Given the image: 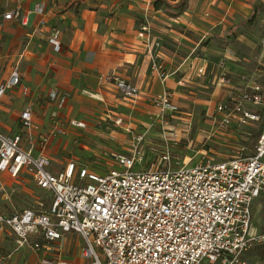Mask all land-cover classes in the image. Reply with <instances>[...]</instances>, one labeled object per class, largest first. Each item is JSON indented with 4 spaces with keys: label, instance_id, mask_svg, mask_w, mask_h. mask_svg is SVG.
I'll return each mask as SVG.
<instances>
[{
    "label": "built area",
    "instance_id": "built-area-1",
    "mask_svg": "<svg viewBox=\"0 0 264 264\" xmlns=\"http://www.w3.org/2000/svg\"><path fill=\"white\" fill-rule=\"evenodd\" d=\"M16 1L7 0L9 4ZM2 18L22 19L21 8L12 7ZM261 24L253 73L242 74L238 83H233L228 62L236 54L229 49L210 68L215 87L229 88V96L217 102L214 114L209 115L212 133L248 136L247 129L259 126L250 155H243L242 147L229 161L207 159L193 166L174 167L168 142L174 141L178 132L171 126L157 164L137 168L144 162V136L140 135L134 138L130 154H110L116 166L105 172L78 168L75 162L59 172L52 170V159L46 152L52 139L66 134L60 117L52 116L45 134L32 108H27L20 113L18 134L0 130V173L13 179L28 177L38 190L51 195L47 207L36 202L31 208L0 211V237L10 233L16 238L12 255L29 249L42 256L41 264H251L240 255L257 239L252 209L254 201L264 196V18ZM137 36L151 55L152 72L165 81L172 73H166L154 55L161 43L147 13ZM59 37L60 30H56L50 39L55 52L61 48ZM207 72V67L198 71L199 75ZM21 77L15 65L9 78L0 82V99L20 87ZM98 83L115 84L122 98L140 99V88L114 73L99 75ZM177 83L186 87V81ZM23 91L27 94L28 89ZM173 95L171 90L155 95L158 113H178ZM50 98L57 102L58 110L67 103L66 94ZM68 123L75 129L87 128L79 120ZM162 124L170 126L168 121ZM70 236L83 240L77 247V262L61 255ZM52 252L59 256L50 258ZM11 258L10 254L0 257V264Z\"/></svg>",
    "mask_w": 264,
    "mask_h": 264
},
{
    "label": "rangeland",
    "instance_id": "rangeland-1",
    "mask_svg": "<svg viewBox=\"0 0 264 264\" xmlns=\"http://www.w3.org/2000/svg\"><path fill=\"white\" fill-rule=\"evenodd\" d=\"M132 3L136 7L128 3L121 5L118 11L107 12L106 9H98L96 11L99 13L90 21V24H86L83 20L81 6L71 8L69 17L66 18L67 23L60 21L58 23V27L65 28V35L70 40L69 46L59 56L50 53L46 41H38L36 32H34L36 42L30 44L24 36L26 30L21 27H13V29L4 27L0 30V79L8 74L9 68L18 57L25 54L31 58L30 70L36 83H40L46 75L45 85L48 83L55 86L58 83L57 85H62L68 90V92H63L67 97L65 105L67 109L64 110L65 115L60 118L66 134L58 136L57 141L52 142L47 151L52 159V170L61 172L67 164L75 162L78 168L87 166L91 170L105 172L112 166H116V162L110 157L112 151L124 155L130 154L134 147V138L140 135L144 136V141L141 143L144 162L137 168L157 164L161 151L166 147L164 137L168 133L167 127L171 126L178 132L175 140L168 142L174 167L193 166L207 159L215 162L229 161L238 154L242 147L245 148L242 154L250 155V150L256 144L259 126L247 129V133L249 131L251 133L248 136L238 132L233 135L229 133L213 135L212 133V118L207 115L205 98H208V94L214 90L215 77L213 75L209 78L211 83L209 80L206 82L208 88L191 79L193 83L186 84L183 88L187 96L185 100H182L178 94L173 95L174 103L179 106L178 113L164 115L158 113L159 107L153 103L155 97L145 105L142 99L135 101L122 98L113 83L108 84L115 85L113 87L115 91L102 89L104 102L100 96L92 97L85 93V91L94 94L97 92L96 77L101 73L116 70L122 77L134 75L125 61L133 60L128 54L132 52L133 45L138 44L137 33L144 21L143 7H148V2L135 0ZM149 4L150 8L146 10V13L149 20L152 16L154 17L155 24L163 26L160 20L167 22L170 20L169 17L176 16L171 12V7H165L162 4L157 9L151 2ZM155 9L159 11L158 14L155 13ZM257 11L264 13V7L255 9L254 17L246 26V34L250 38V42L247 43L252 46L259 36L255 29ZM112 26L115 28L113 34L109 31ZM186 36L191 38V34L186 33ZM207 39L201 43L208 51L204 53L197 51L196 56L215 61L223 54L221 38L216 36L208 42ZM169 41L168 50L176 52L178 57L184 58L191 51L192 45L186 39L180 46L170 38ZM163 44L166 45V41ZM239 46L231 45L237 54L239 63L246 69H252L255 53ZM161 48L162 44L158 49ZM212 48L216 50V53H211ZM138 58L140 60L139 56ZM164 67L168 73L166 66ZM150 71H152L151 68ZM203 81L205 82L202 79ZM218 100L217 102L221 101ZM213 114L212 110L210 115ZM120 119H122L121 124L116 125ZM70 120L82 121L87 128H72L68 123ZM16 121L17 117L15 119L4 118L0 119V124L10 127V133L16 134L19 131V126L15 124ZM162 121H168L170 126L163 125ZM44 127L47 128V126ZM185 130H188L187 134L183 132ZM110 136L114 137L111 141ZM23 178L28 182L13 179L8 174L7 177L0 179V188L3 186L0 189L1 212L10 213L13 210L31 208L36 202L43 203L45 207L49 205L51 195L38 190L28 177ZM252 215L257 239L246 252L240 255V258L251 264H264V196L254 201ZM15 240V236L10 233H5L0 237V257L9 254L12 257L7 264H41L42 256L34 255L29 249L20 250L12 255L16 247ZM68 240L61 255L63 258L70 256L69 260L77 262V247L83 244V240L80 241L76 236H70ZM54 255L59 256L52 252L50 258L54 259Z\"/></svg>",
    "mask_w": 264,
    "mask_h": 264
},
{
    "label": "crops",
    "instance_id": "crops-1",
    "mask_svg": "<svg viewBox=\"0 0 264 264\" xmlns=\"http://www.w3.org/2000/svg\"><path fill=\"white\" fill-rule=\"evenodd\" d=\"M134 1L135 0H18L12 4H9L7 0H1L2 11L0 12V22L2 26L0 27V30L4 27L7 29H9V27L11 29H13V27H21L26 30L24 36L30 44L34 41L36 42V34H34V32H36L38 34V41H46L48 43L50 53L59 56L60 54H63L65 48L69 46L70 40L65 35V28L58 27V23L59 21L67 23L66 18L69 17L71 8L81 6L83 8V20L86 22V24H90V21L96 17V14L99 13V11L96 10L106 9L107 12L118 11L121 5L128 3H130L129 5L136 7L132 3ZM143 1L153 3L154 0ZM163 1L165 3H169L172 6L171 12L175 13L176 16L169 17L168 19L170 20L167 22H165L163 19L160 20L159 22H161L163 26L158 23L155 24L153 21V16L150 18V20L152 21L154 35H156V37L162 42V48L160 50H153L154 55L159 57V61L162 62L164 66H166V69L169 71L168 73H172L170 77L165 81H162L161 77L157 73L150 71L151 55L148 51H146L143 41L139 38H137L138 44H134L133 48L131 49L132 52L128 54L129 56H132L133 60L125 61V64L131 69L134 75L122 77L117 73L116 70H110L107 72L114 73L119 78L125 79L131 85L140 88L142 96L139 98L143 100L144 105L145 103H149V100L154 98L155 95H158L165 90H171L174 92V95L178 94L182 100H185L187 97L185 95L186 92L182 87L178 86L177 82L179 80L186 81V84H191L193 83L191 81L192 79L194 82H197L199 85H203L205 88L209 87L206 85V82L209 80L211 75L210 68L216 64L221 56L215 61L205 57L199 58L196 56L198 53L197 51H202V53L208 51L206 46L202 44V41L207 38L208 39L206 41L208 42L216 36L220 37L223 54L226 49L233 50L235 52L234 48L231 47L232 44L237 46L240 45V48L244 50L249 49L255 53L253 59L254 67L252 69H246L243 65H241L239 63L240 61L237 59L236 53V57L231 58V60L228 62V64H230V73L233 83H238V77L240 75L254 72L257 66L256 57L259 48L258 42L261 38V21L264 18V13L257 11L258 17L256 20L255 29L259 36L253 46L247 43L250 42V38L249 35L246 34V26L250 19L254 17L255 9L258 7H264V0ZM181 3H184L183 7L178 9L177 7L180 6ZM16 6L21 8L22 19L24 23H22V19L4 21L2 18L3 15L12 9V7ZM43 8V13L40 14L39 10ZM143 9L145 16L147 7L144 6ZM158 12L159 11L157 10L155 11L156 14H158ZM56 30H60L59 38L61 42V48L59 52H55L53 45L50 43V39ZM109 31H112L111 34H113L115 32V28L112 26L109 28ZM186 33L191 34V38H188ZM169 38L175 41V43H178L179 46L182 45L184 39L189 41L192 45L190 47L191 51L189 54L182 58L178 57L176 52L168 50L167 44L168 46L170 44ZM165 41L166 45L163 44ZM38 46L40 47L41 45ZM211 53H216V50L212 48ZM138 56L140 57V60ZM30 59V57L28 58L25 54H22V56H19L17 61L11 65L8 70V74L0 79V82L8 79L14 66H19L22 75L21 85L14 91L8 92L6 96L0 99V119H15L17 117L15 124L19 126L20 131V113L27 108H32L35 121L40 127L41 132L47 134L51 127L52 116H58L62 118V116L65 115L64 110L67 109L65 106L62 108V110H58L57 102L51 100L50 96L52 94L61 96L63 92H68V90L62 87V85H57L58 83H56V85L54 83L55 86H52L48 83L45 85L44 81L46 75L40 83H36L30 70ZM136 59H138L137 62ZM63 66L66 67L65 65H62V67ZM202 67L208 68V72L205 75H199L198 73ZM98 76L96 77V83L98 86L97 92L94 94L93 92L85 91V93L92 97L100 96L101 100L104 102L102 89L107 91H115L113 89L115 85H100V83H98ZM202 79L205 80V82L203 81L204 83L202 82ZM24 87L28 89L27 94H25L23 91ZM228 94L229 88H216L214 86V90L208 94V98H205V107L208 111V116L212 112L214 105L217 104V100L226 99L229 96ZM106 95L108 96V94ZM43 118H45V121H43ZM44 126H47V128ZM0 130L9 135H16L19 133V131L16 132V134L10 133V127L3 126L2 124H0ZM110 138L114 137L110 136L109 139ZM56 141L57 138H54L51 140V143ZM35 154H38V152ZM46 154L49 155L47 152ZM3 177H7L5 172L0 173V179ZM22 180L27 181L24 178Z\"/></svg>",
    "mask_w": 264,
    "mask_h": 264
},
{
    "label": "trees",
    "instance_id": "trees-1",
    "mask_svg": "<svg viewBox=\"0 0 264 264\" xmlns=\"http://www.w3.org/2000/svg\"><path fill=\"white\" fill-rule=\"evenodd\" d=\"M155 8L159 9V7L164 4L165 7H172L169 3H165L163 0H154L153 3ZM184 3H181L180 6H178L177 8L180 9L183 7Z\"/></svg>",
    "mask_w": 264,
    "mask_h": 264
}]
</instances>
